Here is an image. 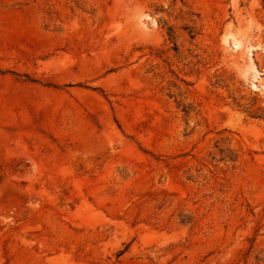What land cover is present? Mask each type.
Listing matches in <instances>:
<instances>
[{
	"label": "rangeland",
	"instance_id": "1",
	"mask_svg": "<svg viewBox=\"0 0 264 264\" xmlns=\"http://www.w3.org/2000/svg\"><path fill=\"white\" fill-rule=\"evenodd\" d=\"M0 264H264V0H0Z\"/></svg>",
	"mask_w": 264,
	"mask_h": 264
}]
</instances>
